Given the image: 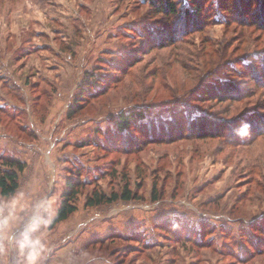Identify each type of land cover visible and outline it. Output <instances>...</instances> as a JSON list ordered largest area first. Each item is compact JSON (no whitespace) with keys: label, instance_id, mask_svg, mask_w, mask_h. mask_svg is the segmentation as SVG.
Segmentation results:
<instances>
[{"label":"rangeland","instance_id":"rangeland-1","mask_svg":"<svg viewBox=\"0 0 264 264\" xmlns=\"http://www.w3.org/2000/svg\"><path fill=\"white\" fill-rule=\"evenodd\" d=\"M158 1L0 0V264H264V0Z\"/></svg>","mask_w":264,"mask_h":264},{"label":"trees","instance_id":"trees-1","mask_svg":"<svg viewBox=\"0 0 264 264\" xmlns=\"http://www.w3.org/2000/svg\"><path fill=\"white\" fill-rule=\"evenodd\" d=\"M167 1L168 0H159L157 6L154 7H159L160 9H163V11L165 12L167 11L171 14H174V9L171 8L169 3L171 0H169L168 2ZM192 6H193L192 11L196 12L195 15L201 13V9L197 4L194 3ZM183 15L186 16L187 13H184ZM170 30L172 29L167 30L165 33H168ZM161 35L162 38L167 37V34H161ZM233 96L234 95L231 94L229 90H224L222 92H213L212 94L213 99L220 102L231 100ZM138 115L141 116V114ZM210 117L213 120H216L212 116ZM133 118H136L135 115L133 114L131 115L120 114L118 117L119 121L116 125L118 130L125 131L128 128L129 122L132 121ZM220 120L221 122H223L222 119ZM221 122L220 121L217 123L213 122V124L209 125L210 130L205 132L203 135H199V136L218 137V135H221L219 134L218 130L220 129L224 130L225 127L224 126L216 127L215 129L214 127L219 124L221 125L222 124ZM24 169H25V164L18 159L9 156L0 158V195L2 197H10L16 193L18 189L19 175L24 171ZM81 187H82V183L78 179L67 178L65 183V189L61 196L62 201L58 209L56 210L55 216L50 221V226H49L50 228L54 227L55 225H57L62 221H65L70 215H72L77 210V207L75 206V201L80 193ZM132 199H135V197L131 194L129 190V184L127 182H124L120 195L113 192L107 195L104 192L93 190L88 196H86L84 206L87 208H92V207L100 206L102 204H111L118 200L130 201Z\"/></svg>","mask_w":264,"mask_h":264}]
</instances>
